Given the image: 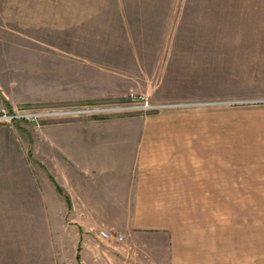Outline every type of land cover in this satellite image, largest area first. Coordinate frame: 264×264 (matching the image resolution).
I'll return each instance as SVG.
<instances>
[{
	"label": "crops",
	"instance_id": "0c3cea01",
	"mask_svg": "<svg viewBox=\"0 0 264 264\" xmlns=\"http://www.w3.org/2000/svg\"><path fill=\"white\" fill-rule=\"evenodd\" d=\"M175 1L0 0L2 92L63 76L70 102L154 93L146 77L193 47L200 95L264 102V0H198L193 41L168 28ZM158 14L164 28L147 29ZM208 114L215 122L199 128L161 126L153 116L49 129L48 174H0V264H42L43 255L117 263L110 248L94 245L104 228L140 249L138 257L124 249L117 264H264V174L224 173L216 160V152L251 149L239 146L250 142L240 135L264 137V115L240 133L221 113ZM197 151L211 160L192 165Z\"/></svg>",
	"mask_w": 264,
	"mask_h": 264
},
{
	"label": "rangeland",
	"instance_id": "374dc122",
	"mask_svg": "<svg viewBox=\"0 0 264 264\" xmlns=\"http://www.w3.org/2000/svg\"><path fill=\"white\" fill-rule=\"evenodd\" d=\"M129 9V8H128ZM131 9H135L134 7ZM149 9V8H148ZM153 11L161 12L163 8H153ZM157 14V13H156ZM174 18L170 21L169 30L187 32L191 40L198 38V0H176L174 7ZM158 16H160L158 14ZM183 16V17H182ZM166 19L157 17L154 23L148 24L147 29L158 30L164 28ZM155 26V27H154ZM145 29V28H144ZM176 34V38H181ZM199 64L197 49L191 47L186 54H176L174 62L162 61L156 72L146 77V81L155 87L154 93L131 91L118 99H104L96 102L78 101L70 102L65 98L68 93L67 83L60 76L58 83L50 81L51 76L42 77V88L38 86L11 87V95L2 92L0 88V174L37 176L48 174L53 168L54 152L52 159L42 158V135L56 125H69L84 120H102L110 118H132L159 116L158 125H177L188 127H205L215 120L207 118L210 112L222 114L223 123L238 124L240 129H248L250 122L264 115V102L247 103L242 100L230 98L207 100L199 92ZM159 72V75H158ZM147 76V75H146ZM49 81V82H48ZM182 86H181V85ZM24 99L23 102L12 104L11 99ZM58 98L57 101L52 99ZM146 102L153 105H161L159 109L139 108ZM111 107L121 106L124 109L102 111L99 113L83 114H50L39 118H15L9 119V115L17 113H35L38 111L51 112L52 110L67 109L73 107ZM139 106V107H138ZM7 113L8 116L4 117ZM249 118V119H248ZM250 121V122H249ZM237 122V123H235ZM240 131V133H242ZM248 139L249 144H239L240 147L250 146V150L240 149L238 151L216 152L217 164L225 170L240 174H264V137L258 135H240L239 142ZM49 153V152H48ZM209 153V152H208ZM202 152H193L192 165L194 162L210 161V156H202ZM48 155V154H47ZM204 158V159H203ZM49 160V161H48ZM220 160V161H219ZM194 163V164H196ZM42 180V179H40ZM42 185V183H40ZM97 229L94 231V245L97 248L104 246L112 251V261L118 263V256L128 254L138 257L139 248L127 247V242L133 239H122L121 232L112 229ZM102 231L108 232L110 237H104ZM103 236L99 237L98 235ZM128 239V238H127ZM138 251V252H136ZM94 254H97L95 252ZM46 255L42 256V264H60L49 262ZM114 263V264H117ZM64 264H74L70 261Z\"/></svg>",
	"mask_w": 264,
	"mask_h": 264
},
{
	"label": "built area",
	"instance_id": "2783aa9c",
	"mask_svg": "<svg viewBox=\"0 0 264 264\" xmlns=\"http://www.w3.org/2000/svg\"><path fill=\"white\" fill-rule=\"evenodd\" d=\"M257 102H262V101H257ZM139 107V106H138ZM161 107V105H153V104H149L148 102H146L144 105H141V107L139 108H154V109H159ZM120 110V109H124L121 106H111V107H104V108H100V107H73V108H67V109H60V110H52L51 112H42V111H38L35 113H17V114H11V115H7V113L4 114V117L8 116L9 119H15V118H39L42 115L46 116V115H50V114H62V115H69V114H74V115H78V114H83V113H99L102 111H111V110ZM102 235L104 237H110V234L108 232H104L102 231Z\"/></svg>",
	"mask_w": 264,
	"mask_h": 264
}]
</instances>
